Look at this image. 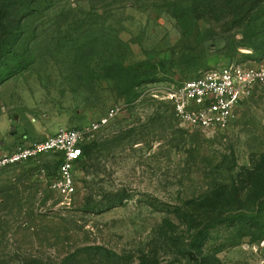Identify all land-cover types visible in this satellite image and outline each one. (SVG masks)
<instances>
[{
	"label": "rangeland",
	"instance_id": "rangeland-1",
	"mask_svg": "<svg viewBox=\"0 0 264 264\" xmlns=\"http://www.w3.org/2000/svg\"><path fill=\"white\" fill-rule=\"evenodd\" d=\"M209 3L55 0L30 25L35 62L0 80V155L117 115L90 138L71 195L53 187L55 155L0 170V264H264L256 229L210 228L212 206L191 203L226 191L224 217L242 212L231 201L262 163L264 86L222 130L182 123L166 100L226 63L264 67V3L239 27Z\"/></svg>",
	"mask_w": 264,
	"mask_h": 264
},
{
	"label": "built area",
	"instance_id": "built-area-1",
	"mask_svg": "<svg viewBox=\"0 0 264 264\" xmlns=\"http://www.w3.org/2000/svg\"><path fill=\"white\" fill-rule=\"evenodd\" d=\"M254 86H264V67L229 62L185 81L166 95L176 117L184 124L201 129L222 130L232 122L236 111ZM117 115L111 109L98 120L79 127L62 128L29 144L0 155V170L38 160L46 155L59 159L54 189L63 195L75 191V170L90 138Z\"/></svg>",
	"mask_w": 264,
	"mask_h": 264
},
{
	"label": "trees",
	"instance_id": "trees-1",
	"mask_svg": "<svg viewBox=\"0 0 264 264\" xmlns=\"http://www.w3.org/2000/svg\"><path fill=\"white\" fill-rule=\"evenodd\" d=\"M209 1L210 3L203 9L211 14H217L215 15L217 18L223 15L232 16V24L237 27L254 22L259 17V11L264 3V0ZM53 4H55V0H0V80L12 76L15 72L35 62V55L30 43V35L33 31H30L29 28L33 22L43 16L45 8L52 7ZM207 11L204 13L206 16L208 15ZM89 46L92 44L89 43ZM96 48H105V45L102 46L98 43ZM95 51L99 53L100 50L95 49ZM104 53L106 52L104 51ZM143 74L145 78H148L154 73L145 72L140 75ZM140 75H136L135 79H139ZM246 177L247 187L242 186V191L237 196L236 201H231L232 204L240 205L242 212L232 219L224 217V205L226 203L223 204V201L226 191L219 197L209 195L202 201H192L191 203H194V206L204 204L203 208L205 210L207 208V211L212 206L213 214L209 216L206 212V218L211 222L210 228L231 222L239 230L251 231L256 229L261 234L260 238H264V155L262 156V163L246 169ZM213 203L217 204L214 205ZM230 204L228 203V205ZM180 218L183 219L184 217L181 216ZM185 222L193 226L194 219L190 216ZM207 238L208 235L199 238L200 246L204 244ZM199 254H201V250H199Z\"/></svg>",
	"mask_w": 264,
	"mask_h": 264
},
{
	"label": "crops",
	"instance_id": "crops-1",
	"mask_svg": "<svg viewBox=\"0 0 264 264\" xmlns=\"http://www.w3.org/2000/svg\"><path fill=\"white\" fill-rule=\"evenodd\" d=\"M5 154V153H4Z\"/></svg>",
	"mask_w": 264,
	"mask_h": 264
}]
</instances>
